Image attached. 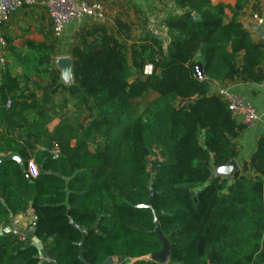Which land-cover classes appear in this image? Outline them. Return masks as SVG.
<instances>
[{"label": "trees", "instance_id": "1", "mask_svg": "<svg viewBox=\"0 0 264 264\" xmlns=\"http://www.w3.org/2000/svg\"><path fill=\"white\" fill-rule=\"evenodd\" d=\"M173 2L165 40L132 41L119 17L113 33L101 24L83 30L70 53L71 85L53 46L31 45L24 58L5 47L14 64L0 84V155L19 159L0 162V225L32 208L43 249L7 232L0 264H160L161 237L166 264H264V138L254 179L212 174L238 157L234 140L246 126L211 83H264V44L240 20L250 0Z\"/></svg>", "mask_w": 264, "mask_h": 264}, {"label": "crops", "instance_id": "2", "mask_svg": "<svg viewBox=\"0 0 264 264\" xmlns=\"http://www.w3.org/2000/svg\"><path fill=\"white\" fill-rule=\"evenodd\" d=\"M96 1V0H89ZM106 9V13L109 16H113V3L115 0H101ZM35 5L32 7L26 6L22 8L11 20L5 25L0 27V84L2 81L3 71L7 64H14V58L10 56L5 47H13L16 49L17 53H20V57H28L32 55L31 45L35 44H45L46 46L54 47V55L52 59L55 66L58 68V60L63 58L71 59L70 53L75 46H80L82 43L81 34L83 30L90 28L92 25L98 24L96 21L91 19H86L83 22H73L70 27H68L64 35L57 39L54 37L52 30V23L47 14L46 8L44 6V0H35ZM173 2V0H172ZM214 4H225L227 6L234 7L236 5V0H213ZM122 0H116V5L121 4ZM257 5V12H254V6ZM175 8L174 13H177ZM117 8V7H116ZM163 6L161 7V9ZM160 10V9H159ZM118 12H116L117 14ZM171 14V15H172ZM258 14L260 17H264V0H250V3L244 13L240 16V20L244 28L250 33L251 38L256 44H264V38L260 27L258 26L254 16ZM166 15L161 20L164 21L168 16ZM231 18V14L228 13V19ZM164 26V25H163ZM165 29V27H164ZM114 30V22H113ZM166 30V29H165ZM7 38L11 42L5 46H2L1 39ZM72 60V59H71ZM18 63V62H17ZM241 64V61H239ZM200 67L203 68L204 61L200 60ZM264 69V63L262 65ZM59 69V68H58ZM60 70V69H59ZM23 68L21 65L13 69L15 75L22 74ZM62 82L66 85H71L73 83V77L67 79L62 75ZM225 88L230 92L240 95L246 98L247 102L254 106L260 114V118L253 125L246 126V128L239 134L238 138L234 140L235 144L238 146V157L234 160L236 163V170L230 174L226 173L224 168L212 169V174L220 176L222 178L231 179L235 174L242 176L248 180L254 179L257 176L254 166L251 160L257 150L258 141L264 138V83L253 84L245 82H227L224 85H219L216 82L211 83L212 95L220 89ZM59 124V119H54L49 130L52 131ZM45 148L38 146L35 152L44 151ZM54 152H58L57 150ZM14 155V154H9ZM7 155H0L4 157ZM17 157L16 155H14ZM17 159H19L17 157ZM34 162V160H30ZM28 173L30 175L29 169ZM35 222V213L32 208H29L25 212L19 213L17 215H12L10 219V224L3 227L0 225V231L3 235L6 233V229L11 228L17 229L20 235H25L30 240H32L29 235L31 234V226ZM2 235V236H3ZM33 242V240H32Z\"/></svg>", "mask_w": 264, "mask_h": 264}, {"label": "built area", "instance_id": "3", "mask_svg": "<svg viewBox=\"0 0 264 264\" xmlns=\"http://www.w3.org/2000/svg\"><path fill=\"white\" fill-rule=\"evenodd\" d=\"M35 0H0V27L10 22V20L24 7H32ZM49 19L52 23L54 37L61 38L66 29L75 22H83L86 19L96 21L98 24L104 25L106 22L105 8L101 3H90L86 0H44ZM258 26L260 27L264 38V17L254 16ZM2 46L6 45L4 39H1ZM150 74L152 67L148 66L146 70ZM215 96L222 99L231 111L234 119L242 125L250 126L257 122L260 114L257 109L247 102L246 98L234 94L225 88H220L215 92ZM10 102H8V107ZM31 177L35 178L38 171L33 162L28 166ZM12 233L18 235L22 242L27 240L25 235H20L17 229H13Z\"/></svg>", "mask_w": 264, "mask_h": 264}, {"label": "rangeland", "instance_id": "4", "mask_svg": "<svg viewBox=\"0 0 264 264\" xmlns=\"http://www.w3.org/2000/svg\"><path fill=\"white\" fill-rule=\"evenodd\" d=\"M86 1L90 3H101L104 6L101 0ZM162 6L163 8L161 9ZM174 11L175 8L172 0H122V3L119 5H116L115 0L113 3V16L108 17L105 9L106 22L104 26L110 33H113V22L115 18L119 17L131 26L133 30L132 41L138 40L146 33L165 40L167 38V31L164 29L161 19L167 14L171 15ZM116 12L118 13L116 14ZM128 45H130V43H128ZM148 71L147 69L146 72L148 73ZM215 176L216 175H213V177ZM31 234L33 233L31 232ZM26 235L28 237V233ZM29 237L32 238L31 235H29ZM40 259L43 260V257L41 256Z\"/></svg>", "mask_w": 264, "mask_h": 264}, {"label": "water", "instance_id": "5", "mask_svg": "<svg viewBox=\"0 0 264 264\" xmlns=\"http://www.w3.org/2000/svg\"><path fill=\"white\" fill-rule=\"evenodd\" d=\"M196 19H199V16L196 15ZM58 68L60 69L62 75L68 80L69 77H73V61L69 58H63L58 60ZM195 77L199 80H203L205 78L203 74V69L200 66H197L195 69ZM10 159H17L14 155H7L0 158L1 161H6ZM237 166L235 161H231L226 167H224V170L226 173L230 174L236 170ZM145 208L149 209L152 213L155 221H158V213L154 210L152 202H149L148 204L144 205ZM6 233L11 231V228H8L5 230ZM3 235V232L0 231V237ZM32 240L34 244L36 245L37 249L42 250L43 245L41 241L32 234ZM160 243L163 246L162 252L154 257V261L160 263V264H166L170 257V244L168 240L164 237L160 238ZM109 263V262H108Z\"/></svg>", "mask_w": 264, "mask_h": 264}]
</instances>
